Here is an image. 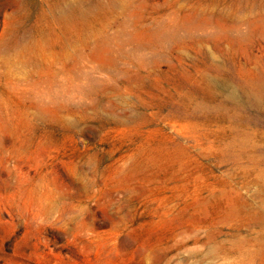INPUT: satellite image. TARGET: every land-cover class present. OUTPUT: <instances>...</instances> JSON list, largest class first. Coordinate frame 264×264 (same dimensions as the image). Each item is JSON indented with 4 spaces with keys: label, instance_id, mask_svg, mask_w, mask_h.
Returning <instances> with one entry per match:
<instances>
[{
    "label": "rangeland",
    "instance_id": "374dc122",
    "mask_svg": "<svg viewBox=\"0 0 264 264\" xmlns=\"http://www.w3.org/2000/svg\"><path fill=\"white\" fill-rule=\"evenodd\" d=\"M0 264H264V0H0Z\"/></svg>",
    "mask_w": 264,
    "mask_h": 264
},
{
    "label": "bare ground",
    "instance_id": "6f19581e",
    "mask_svg": "<svg viewBox=\"0 0 264 264\" xmlns=\"http://www.w3.org/2000/svg\"><path fill=\"white\" fill-rule=\"evenodd\" d=\"M227 84H228V83H227ZM225 85H226V84H225ZM225 85H224V86H225ZM226 88H227V87H226Z\"/></svg>",
    "mask_w": 264,
    "mask_h": 264
}]
</instances>
